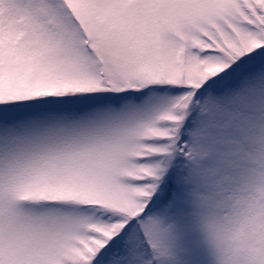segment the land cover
<instances>
[{"label": "snow or ice", "instance_id": "6c2138e0", "mask_svg": "<svg viewBox=\"0 0 264 264\" xmlns=\"http://www.w3.org/2000/svg\"><path fill=\"white\" fill-rule=\"evenodd\" d=\"M0 264H264V0H0Z\"/></svg>", "mask_w": 264, "mask_h": 264}]
</instances>
